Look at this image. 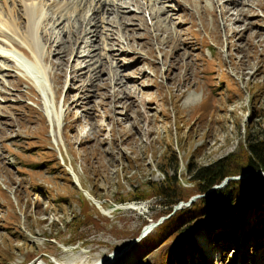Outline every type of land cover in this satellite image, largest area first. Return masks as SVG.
Returning a JSON list of instances; mask_svg holds the SVG:
<instances>
[{"label":"rangeland","instance_id":"obj_1","mask_svg":"<svg viewBox=\"0 0 264 264\" xmlns=\"http://www.w3.org/2000/svg\"><path fill=\"white\" fill-rule=\"evenodd\" d=\"M33 2L36 47L22 36V2L0 0V45L37 61L46 87L0 59V264H92L122 249L120 264H161L177 242H164L163 223L203 205H185L195 171L227 156L233 168L248 160V137L264 141V0ZM170 177L185 190L173 186L171 199L144 186ZM240 194L237 205L255 197ZM77 197L102 218L81 215ZM130 202L146 210L124 209ZM241 210L196 219L201 254L186 264H264V201ZM223 228L227 244L209 234Z\"/></svg>","mask_w":264,"mask_h":264},{"label":"trees","instance_id":"obj_2","mask_svg":"<svg viewBox=\"0 0 264 264\" xmlns=\"http://www.w3.org/2000/svg\"><path fill=\"white\" fill-rule=\"evenodd\" d=\"M247 140L249 141L246 146L249 153L248 160H246L245 162H238L233 165V168H228L229 164L227 162L230 157L227 156L228 158L223 157L216 162L209 164L205 168L197 169L195 171L196 175H194L193 179L191 180L195 181L197 179V181L195 182H198L199 180V182L201 183L197 184L198 187H196L195 189L187 191V193H191V196L197 192L198 194H202L206 191V189L220 183L225 177L238 176L248 170H261L264 172V141L261 139L260 135H256L251 139L250 137H248ZM174 178L175 177H170L167 179L168 182L160 183L158 184V186L148 181V183H146L144 186H150V191H153L154 195H156L158 192H161L165 197H169V199H171V196H174L175 191L173 186H176L175 188L179 189V182H176V184H174ZM164 184L167 186L166 190L163 188ZM234 186L237 187L236 191L231 190ZM150 191L146 193L143 192V189H141L140 192L143 195H141L140 197H142L143 199L147 198L150 195L148 193H151ZM181 191L185 190L179 189L178 192L181 193ZM238 192H241L240 196H243V194H245L243 197H247L249 194H251L250 196H255L253 198L251 197V199H258L260 197L261 201H264V177L250 175L243 179L235 181L231 180L227 182L224 188L214 190L204 197L200 198L199 201L203 202L202 206L198 204L196 205L194 203L190 206V208L180 209L170 219L166 220L162 225L163 230L167 236L164 242H167L169 237H171V241L177 240V242L174 244V246H171V248L167 252V255L162 258L161 264H186L185 258L187 255L192 256V252L196 251L200 255V250L196 246L195 241L197 242V244H200L203 236L198 234L197 238L190 235L189 233L191 232L189 230L191 225L196 219L202 220L203 223H208L212 220H215V217L226 215L230 216V213L236 215L239 209L240 215H242L241 208H244V203L246 201H251V199H245L243 203L237 205L238 203L236 204V196L238 195ZM76 200L78 202L77 204L80 206L79 208H81V215L86 216L95 213L97 216H100L96 212V209L90 208L88 206L89 201L85 197H77ZM80 200L82 201V203L80 202ZM85 200H87L88 202H86ZM234 204L236 205L233 209ZM228 211L230 212L227 213ZM101 218L102 217L100 216V219ZM228 219L229 218L227 217L225 220L227 221ZM74 222L75 220L72 224L75 225V227H78L79 225H76ZM226 224L229 225L230 222H226ZM69 227H71V224H69ZM237 227H239V224L237 225ZM223 229V231L218 230L216 232L209 233L212 234V239L219 244H227L229 237H231V234L228 233L229 230L227 228ZM182 236H184V238ZM204 238L206 240V237ZM72 240L73 241H71L70 243L75 242V239L72 238ZM205 242L208 243L207 241ZM181 244L185 247L183 250H180ZM205 250H208L207 246L205 247ZM192 263L193 262H191V264Z\"/></svg>","mask_w":264,"mask_h":264},{"label":"bare ground","instance_id":"obj_3","mask_svg":"<svg viewBox=\"0 0 264 264\" xmlns=\"http://www.w3.org/2000/svg\"><path fill=\"white\" fill-rule=\"evenodd\" d=\"M19 1L22 2V4L19 3L20 4L19 6H21V11H22V9H24V11H23L24 13L23 14H24V20H25V29H26L24 32H22V36H23V38L26 41H30L31 44L34 47H36L35 43L33 42V34H34L35 26H36L38 20L41 17V8H40V6L37 3H34L33 0H19ZM5 2H6V0H5ZM96 2L98 4H100V0H96ZM4 6H6V5H4ZM14 7L15 6H13V8L10 9V10L7 8L8 13H9V14L8 13L7 14H8V17L10 18V19H7L8 22H10L12 19H13V21L16 19V18L15 19L13 18L14 17L13 13H15ZM166 10H167V8H163L162 11L160 10L159 16L161 14H164V12ZM153 15L155 17H157L155 12L153 13ZM16 24H17V21H16L15 25ZM86 33L87 32L84 31V34H86ZM1 44L2 45H0V59L6 60V61L14 60L18 66H20L22 68H25L27 76L29 78H33L35 80V82H36L37 89L39 91H41L42 93H44L43 91H46V87H45L44 78L42 76V71H40L39 63L37 61H35V60H34V62L33 61L32 62L25 61L20 55V54L23 55V53H22V49L18 48L19 45H18V47H16L15 46L16 44H14L13 42H10V43H8V42L7 43H2L1 42ZM7 46H10L11 48L15 49L16 51L10 50ZM96 72H98V71H96ZM96 72H95V74H96ZM91 75H94V74L92 73ZM126 78H129V77H126ZM114 93H118V89H116L114 91ZM46 111H50L48 109V106L46 107ZM47 116L49 118H51V114L50 113ZM71 172H72L74 178L76 177V180H77L78 179L77 175L74 173L73 170ZM94 202L97 203L96 200H94ZM124 209H133V210H137V211H144V210H146V206L144 204H140V203H128L127 205L124 206ZM150 227H152V225L146 226L145 234L150 232ZM125 251L126 250L124 249L123 252H120V250H116V251H111L109 253H105V254H103L101 256H98V258L95 259L92 264H120V262L123 260V257L126 255ZM42 263H43V261H42ZM126 263H128V262H125V264Z\"/></svg>","mask_w":264,"mask_h":264},{"label":"water","instance_id":"obj_4","mask_svg":"<svg viewBox=\"0 0 264 264\" xmlns=\"http://www.w3.org/2000/svg\"><path fill=\"white\" fill-rule=\"evenodd\" d=\"M250 175L264 177V172L261 171V170H248V171H246V172H244V173H242V174H240L238 176L226 177L219 184L213 185L210 188L206 189V191L204 193L196 194V195H193L192 197H190L185 205H187L188 203L193 202L194 200H196L198 198L204 197L206 194H208V193H210V192H212L214 190H218V189L222 188L229 180H239V179L246 178V177H248ZM181 204H184V203H179V205H181ZM177 207H178V205L175 206L174 208L176 209ZM162 219H160V221ZM160 221H158L156 223H153L152 227L156 226ZM145 229L140 232V234H139V236L137 238H135L131 242H129L127 246L129 247L131 243H133L137 239L143 237L144 234H145ZM123 251H124V249H122L120 252H123Z\"/></svg>","mask_w":264,"mask_h":264}]
</instances>
